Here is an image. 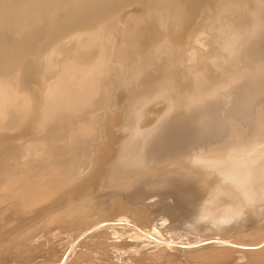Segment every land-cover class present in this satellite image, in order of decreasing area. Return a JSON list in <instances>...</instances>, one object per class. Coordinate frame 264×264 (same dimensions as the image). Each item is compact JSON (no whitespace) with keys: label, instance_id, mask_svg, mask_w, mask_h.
Here are the masks:
<instances>
[{"label":"bare ground","instance_id":"bare-ground-1","mask_svg":"<svg viewBox=\"0 0 264 264\" xmlns=\"http://www.w3.org/2000/svg\"><path fill=\"white\" fill-rule=\"evenodd\" d=\"M0 264H264V0H0Z\"/></svg>","mask_w":264,"mask_h":264},{"label":"rangeland","instance_id":"rangeland-1","mask_svg":"<svg viewBox=\"0 0 264 264\" xmlns=\"http://www.w3.org/2000/svg\"><path fill=\"white\" fill-rule=\"evenodd\" d=\"M166 195H168V194H166ZM169 197H168V202H172V198L170 197V194L168 195ZM155 197H157V198H155ZM153 198H154V200H155V202H156V200H157V202H158V200H159V195H154L153 196ZM155 203V205H153V206H151V208H149V209H151L152 211H153V218H155V216L156 217H161V216H163V215H166V212H165V210H163V208H162V205L160 204V203ZM159 209H160V211H159ZM154 210H156V212H157V215H156V212L154 211ZM163 210V211H162ZM169 221H172L173 222V224L171 223V225L170 226H173L174 224L175 225H178V221H174V220H172V218L171 217H169ZM122 224H126V223H122ZM128 224V223H127ZM127 224H126V228H129V227H131V225L130 224H128V226H127ZM120 226H123V225H121V223H120ZM168 232H165L164 234H166L167 236H168V234H167ZM169 234H171V233H169ZM191 237H194V235H190ZM156 238V237H155ZM184 239H186V236L184 237ZM183 239V240H184ZM159 240V242H162V243H164V242H166V244H167V241H165V240H161V239H157V241ZM179 240H181V239H179ZM164 241V242H163ZM169 243V242H168ZM213 243V242H212ZM171 244V243H170ZM12 263H14V262H12Z\"/></svg>","mask_w":264,"mask_h":264}]
</instances>
